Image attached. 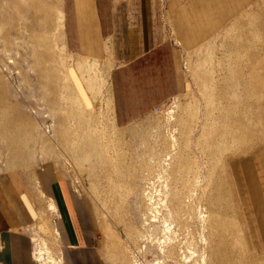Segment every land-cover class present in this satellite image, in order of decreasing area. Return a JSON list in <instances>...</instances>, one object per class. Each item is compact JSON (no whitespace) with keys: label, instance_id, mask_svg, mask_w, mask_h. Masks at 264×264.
<instances>
[{"label":"rangeland","instance_id":"1","mask_svg":"<svg viewBox=\"0 0 264 264\" xmlns=\"http://www.w3.org/2000/svg\"><path fill=\"white\" fill-rule=\"evenodd\" d=\"M190 1L133 0L175 56L180 87L127 119L113 81L126 29L96 21L103 50L86 53L75 0H0V187L35 257V238L58 264L72 249L41 180L50 170L92 225L100 264H264V214L245 197L250 161L264 152V0H231L220 8L231 15L193 45L174 26V8Z\"/></svg>","mask_w":264,"mask_h":264},{"label":"crops","instance_id":"2","mask_svg":"<svg viewBox=\"0 0 264 264\" xmlns=\"http://www.w3.org/2000/svg\"><path fill=\"white\" fill-rule=\"evenodd\" d=\"M125 1L121 0L119 6H112L110 3L105 5L100 1L94 7L93 0H75L72 6L73 23L81 49L86 53L103 50L96 21L100 29H126L127 49L122 57L123 64L113 72L116 112L119 118L136 119L156 109L171 94L179 91L180 82L176 73V80L172 81L173 76L169 74V70L174 68L175 72L178 71L177 60L175 56L162 53L163 43L159 42L153 31L145 6L133 5V0L124 4ZM230 1L191 0L185 7L176 6L174 26L181 41L190 45L197 44L208 28L220 19L219 13H224L225 19L231 15L227 9L220 10L221 7L227 8ZM116 15L125 20L124 26L120 25L123 20L117 23L119 18ZM103 21L107 25L103 26ZM160 62L172 63L173 67L164 64L163 69H159L157 64ZM157 70L166 73L157 77ZM159 86L165 88L157 89ZM250 164L249 177L245 173L248 183L245 186V197L249 201L253 200L264 214V152L253 156ZM50 174L48 170L41 176L43 187L58 204L63 245L65 243L68 249L72 248L69 252L63 248L64 264H100L91 239L89 227L92 225H88L83 215L81 216L75 197L66 191L62 183L53 181ZM0 197V264H40L35 257L32 236L21 229L23 222L15 204L2 190ZM77 218L81 221L82 230ZM60 262L62 263L61 259Z\"/></svg>","mask_w":264,"mask_h":264},{"label":"bare ground","instance_id":"3","mask_svg":"<svg viewBox=\"0 0 264 264\" xmlns=\"http://www.w3.org/2000/svg\"><path fill=\"white\" fill-rule=\"evenodd\" d=\"M51 208H54L53 204H51ZM35 241L37 242L38 249H37V253H36V258L37 260L41 263V264H58V260L57 258L53 255L48 242L43 239V238H39L36 239Z\"/></svg>","mask_w":264,"mask_h":264}]
</instances>
